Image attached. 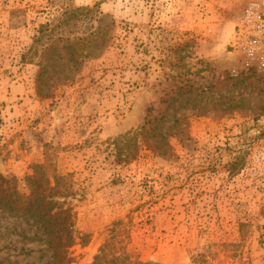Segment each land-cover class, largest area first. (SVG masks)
I'll return each instance as SVG.
<instances>
[{
    "label": "rangeland",
    "instance_id": "374dc122",
    "mask_svg": "<svg viewBox=\"0 0 264 264\" xmlns=\"http://www.w3.org/2000/svg\"><path fill=\"white\" fill-rule=\"evenodd\" d=\"M248 1L0 0V174L62 177L67 264H264V71L229 46ZM73 6L101 15L78 61L28 49ZM56 263L0 208V264Z\"/></svg>",
    "mask_w": 264,
    "mask_h": 264
},
{
    "label": "trees",
    "instance_id": "16d2710c",
    "mask_svg": "<svg viewBox=\"0 0 264 264\" xmlns=\"http://www.w3.org/2000/svg\"><path fill=\"white\" fill-rule=\"evenodd\" d=\"M99 14L96 9L89 6L64 7L53 20L38 26L28 49H33L35 53L39 48L52 49L53 40L61 36L69 52V59L76 62L83 55L92 37H98V32L93 28L101 19ZM100 39L102 40L101 36ZM35 168L36 170L26 177L28 185L26 193L19 191L11 179L0 174V208L10 214L33 216V221L38 227L49 235V246L56 264H67L65 253L73 240L70 228L71 214L69 207L55 199L56 195L61 194L62 187L58 181L62 177L55 178L52 185L38 172L40 166ZM103 258L104 254L97 255L93 264H104L99 263Z\"/></svg>",
    "mask_w": 264,
    "mask_h": 264
},
{
    "label": "built area",
    "instance_id": "2783aa9c",
    "mask_svg": "<svg viewBox=\"0 0 264 264\" xmlns=\"http://www.w3.org/2000/svg\"><path fill=\"white\" fill-rule=\"evenodd\" d=\"M229 46L246 67L264 71V0H249L236 21Z\"/></svg>",
    "mask_w": 264,
    "mask_h": 264
}]
</instances>
